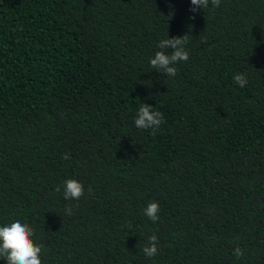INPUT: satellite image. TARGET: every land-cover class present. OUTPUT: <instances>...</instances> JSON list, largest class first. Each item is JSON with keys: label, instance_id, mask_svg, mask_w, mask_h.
I'll return each mask as SVG.
<instances>
[{"label": "trees", "instance_id": "obj_1", "mask_svg": "<svg viewBox=\"0 0 264 264\" xmlns=\"http://www.w3.org/2000/svg\"><path fill=\"white\" fill-rule=\"evenodd\" d=\"M191 7L0 0V226L30 224L42 264H264V0ZM185 34L177 75L153 69Z\"/></svg>", "mask_w": 264, "mask_h": 264}, {"label": "clouds", "instance_id": "obj_2", "mask_svg": "<svg viewBox=\"0 0 264 264\" xmlns=\"http://www.w3.org/2000/svg\"><path fill=\"white\" fill-rule=\"evenodd\" d=\"M214 7H219L220 0H191L192 7L190 11L194 14L201 8L204 10L209 7V3ZM192 19H195L193 15ZM188 43V35L176 36L161 40L157 47L160 49H171V54L165 51L156 52L154 58L150 59V65L160 73H166L167 76L177 75V68L174 66L180 61L189 59V52L185 45ZM234 82L240 87L247 85V78L237 73L234 76ZM164 123L163 114L160 111H154L153 107L147 103L140 106L135 119V125L141 129H152V135H156V130ZM69 156H65L68 159ZM56 191H60L58 187ZM84 195V186L75 179H67L64 182V198L69 200H79ZM160 206L157 202H151L144 209L146 215L151 221L159 220ZM67 214L71 215V207L67 209ZM34 228L19 219L6 226H0V259H6L7 264H42V253L44 246L34 241ZM149 244L145 245L143 252L148 257H154L158 254V237L153 234L148 238ZM237 258L243 256V250L237 247L233 253Z\"/></svg>", "mask_w": 264, "mask_h": 264}]
</instances>
